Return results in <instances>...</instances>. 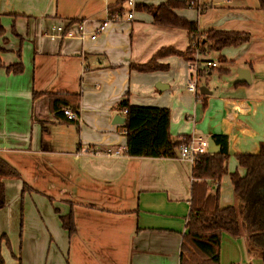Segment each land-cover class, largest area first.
I'll list each match as a JSON object with an SVG mask.
<instances>
[{
    "label": "crops",
    "instance_id": "obj_1",
    "mask_svg": "<svg viewBox=\"0 0 264 264\" xmlns=\"http://www.w3.org/2000/svg\"><path fill=\"white\" fill-rule=\"evenodd\" d=\"M118 1L0 0L5 29L0 37V157L20 175L2 178L6 204L0 209V228L8 248L12 244L6 230H16L18 224L24 237L18 247L21 253H12L13 264H63V252L64 264H179L193 162L178 157V151L173 158L125 155L124 123L113 122L116 115L123 116V100L168 108L173 139L227 135V174L208 184L211 190L218 188L221 207L234 205L239 210L229 173L237 170L243 175L245 169L235 155L257 153L264 142L261 0H197L201 12L190 6L176 11L196 21L199 30L250 34L248 42L216 53L225 62L212 58V52L199 53L200 60L218 63L205 76L201 86L207 93L202 95L187 90L191 71L184 57L158 60L167 65L162 70L138 68L162 47L185 50L186 30L155 25L151 13L145 18L136 14L148 12L145 8L135 7L133 18L127 19L130 8L125 11V4ZM70 20H84L87 35L54 39L46 35L53 26H68ZM103 21L104 31L91 39L89 34ZM17 62L22 71L7 72L6 66ZM232 66L247 69L249 82H235ZM215 69L231 83L208 85ZM53 93H67V106H77V119L67 120L61 108L53 109L52 99L64 97ZM187 101L193 102V115L183 111ZM23 182L41 200L30 218L17 205L24 197ZM9 189L15 192L14 206L8 202ZM67 214L73 218L72 233L60 220ZM53 249L57 252L51 253ZM235 263L263 264L260 248L243 228L237 237L224 233L221 238L220 264Z\"/></svg>",
    "mask_w": 264,
    "mask_h": 264
},
{
    "label": "trees",
    "instance_id": "obj_2",
    "mask_svg": "<svg viewBox=\"0 0 264 264\" xmlns=\"http://www.w3.org/2000/svg\"><path fill=\"white\" fill-rule=\"evenodd\" d=\"M125 0L117 3L124 4ZM196 5L197 0H162L157 5H137L145 8L152 14V23L159 26L186 30L189 42L185 50L180 51L171 46L162 47L156 51L145 64L139 65L141 70H162L167 65L158 60L171 55H177L191 59L194 52H217L224 47L239 46L250 40V34L240 31L224 30H199L196 21L189 20L176 13V10L184 9L190 2ZM261 8L264 11V2L261 0ZM122 12V7L119 9ZM76 20H70L75 22ZM5 29L0 19V37ZM196 38L193 46L192 42ZM2 49L0 48V51ZM219 62H225L220 54ZM1 65V58H0ZM23 67L20 62L6 66L7 72L20 73ZM211 71V70H210ZM226 72V69H219ZM210 73V72H209ZM201 70L198 78L205 77ZM198 79V80H199ZM202 95L200 92H198ZM51 95V93H47ZM34 95V94H33ZM52 107L54 110L63 109L69 104L65 95L67 93H53ZM71 108V107H70ZM77 112V106L72 107ZM121 112L125 118L124 130L126 144L123 153L128 156L139 157H176L177 149L181 143L189 137L173 139L169 132L170 111L165 107L130 105L127 100L120 103ZM62 113V111H61ZM78 113V112H77ZM214 142L220 146L217 153L198 154L191 167V200L187 216L186 232L182 236L179 264H220V245L224 233L231 237H237L241 228L248 234L250 241L261 250V261L264 264V142L260 143L259 151L254 154H237L235 158L238 165L245 169L240 175L237 170L229 173L230 181L236 197L240 200L241 208L234 205L221 207L219 205L218 188H209L208 180H219L227 174L226 161L229 158L228 137L225 134H212ZM19 172L0 157V209L6 204L5 185L2 178L19 177ZM24 189L31 188L23 182ZM64 229L68 233L75 230L71 214L60 216ZM0 264H5L0 253Z\"/></svg>",
    "mask_w": 264,
    "mask_h": 264
},
{
    "label": "built area",
    "instance_id": "obj_3",
    "mask_svg": "<svg viewBox=\"0 0 264 264\" xmlns=\"http://www.w3.org/2000/svg\"><path fill=\"white\" fill-rule=\"evenodd\" d=\"M124 3L130 8V11L127 13V19L133 18V10L135 8L134 0H125ZM195 3L190 2L189 6L192 7ZM196 5L200 6L198 1ZM198 10H200L198 8ZM74 24V27L72 26ZM107 25V21L101 22L97 28L89 34L91 39H95L99 33L104 31ZM72 26V27H71ZM85 21L79 20L76 22H69V25L66 27L62 26H53L46 35L51 38L58 37H70V36H78L80 38L85 37L87 34L85 33ZM195 58L188 60V68L191 71L190 79L187 83V90L198 94V74L202 70L204 74H208L211 69L218 67V63L211 60H200L199 52L196 50ZM122 113H126V110H123ZM62 114L67 120H75L77 119V113L73 111L69 107H64L62 109ZM178 157L188 159L190 162H193L198 154L209 153L208 152V140L207 138H202L200 136H190L186 142L180 144L177 149ZM118 153V151H115ZM216 186V185H215ZM238 264V263H235Z\"/></svg>",
    "mask_w": 264,
    "mask_h": 264
},
{
    "label": "rangeland",
    "instance_id": "obj_4",
    "mask_svg": "<svg viewBox=\"0 0 264 264\" xmlns=\"http://www.w3.org/2000/svg\"><path fill=\"white\" fill-rule=\"evenodd\" d=\"M135 1H136V3L145 2V0H135ZM148 1H150L153 4H158L162 0H148ZM124 4H125V11H127L129 9V7L127 6L126 3H124ZM149 13L150 12H144L142 10H137L136 11V14H138V15L140 14V16H143L144 18L146 17V15L148 16ZM195 42H196V38H194V40L192 42L193 46H194ZM195 52H194V54H193V56H192L191 59H194L195 58V54H196ZM216 53L217 52H212L211 57L212 58H215L216 57ZM224 64L225 63H219L220 66H222ZM256 65H258V64H256ZM237 67L238 66H232L231 67L232 70H233V72L234 71H237V69H238ZM204 78L205 77L200 78V80L198 81V86H201V84L204 83ZM234 79L235 78H233V81H234ZM208 80H209L208 85H210V86H212L214 82H218L223 87H225V85L227 84V82H228V84L231 83V78L230 77H228V76H226V75H224L222 73H219L216 69L210 74V78H208ZM192 101H194V99H192ZM192 101L191 102L187 101L184 104L183 111L185 113H189V114H192L193 115V102ZM183 121L187 122L188 121V118L187 117L184 118V116H183ZM189 122H188V125L191 127L192 126V123L191 122L189 123ZM197 123H198V125H200V123H199L198 120H197ZM8 185L9 184H7V187H8ZM20 188H21V192H22V189L24 188L23 183L20 186ZM24 190L25 191L22 192V194L24 195V197H23L22 201H17V205H19L18 208H24V216L27 215L28 218H30L31 217V212H33V211L36 212V210L38 209V207L40 205L41 200L38 201V197H36L38 195L36 194V192L31 191L29 188L28 189H24ZM31 192H33V193H31ZM8 193H9V195H8L9 196L8 202L10 203L9 205L10 206H14V201L15 200L13 199V197L15 195V192L13 191V189H9L8 190ZM29 193H31V194H29ZM26 194H29V195H26ZM36 218H38V217L36 216L33 221L37 220ZM29 220L31 221L32 218L29 219ZM14 229L15 228L13 227V228H11V230H8V231L6 230V232H5L6 233L5 236L9 238L10 245L12 244L10 246V248H8V245L5 243L6 240L3 239L2 234H1L3 232V229L0 228V253L3 256V258H4L5 264H13V262L15 261V257L12 255V253H14L15 250L16 251H19L21 253V250L18 249L20 242H22V240L24 238V237H21V233L18 230V229L21 230V226L18 227V224H17L16 230H14ZM54 251L57 252L56 249H53V250H51V253H53ZM46 253H47V250H45V254ZM66 256H67L66 255V252L60 253V258H61L60 260L63 262V264L65 263V260L64 259L66 258ZM48 264H59V263H57V262H49Z\"/></svg>",
    "mask_w": 264,
    "mask_h": 264
},
{
    "label": "water",
    "instance_id": "obj_5",
    "mask_svg": "<svg viewBox=\"0 0 264 264\" xmlns=\"http://www.w3.org/2000/svg\"><path fill=\"white\" fill-rule=\"evenodd\" d=\"M249 76H250L249 75V71L247 69H245V68H239L237 70V78H236L235 82H249ZM155 86L159 90L162 89V84H156ZM198 89H199V92L201 94L207 93V90H205L206 89L205 86H199ZM124 121H125V118L123 116H120V115H116L114 117V120H113L114 123H120V124L121 123H124ZM207 140H208V152L209 153H217V152L220 151V146L217 145L214 142V140H213V138L211 136H209ZM238 201L240 202L239 199H238ZM240 208H241V203H240V206H239V210H240Z\"/></svg>",
    "mask_w": 264,
    "mask_h": 264
}]
</instances>
